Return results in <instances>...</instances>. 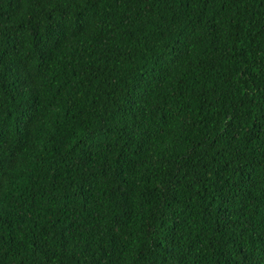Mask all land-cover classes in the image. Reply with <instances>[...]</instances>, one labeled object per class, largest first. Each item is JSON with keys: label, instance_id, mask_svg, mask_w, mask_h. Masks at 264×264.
I'll list each match as a JSON object with an SVG mask.
<instances>
[{"label": "trees", "instance_id": "1", "mask_svg": "<svg viewBox=\"0 0 264 264\" xmlns=\"http://www.w3.org/2000/svg\"><path fill=\"white\" fill-rule=\"evenodd\" d=\"M0 264H264V0H0Z\"/></svg>", "mask_w": 264, "mask_h": 264}]
</instances>
